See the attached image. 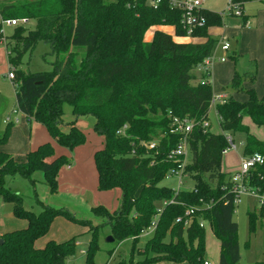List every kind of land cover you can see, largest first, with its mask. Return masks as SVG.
<instances>
[{
  "label": "trees",
  "instance_id": "obj_1",
  "mask_svg": "<svg viewBox=\"0 0 264 264\" xmlns=\"http://www.w3.org/2000/svg\"><path fill=\"white\" fill-rule=\"evenodd\" d=\"M243 7L247 0H233ZM205 24L187 35L180 24L181 12L162 0L157 7L148 0H7L0 7V19L25 17L32 28L15 26L4 37L9 69H13L15 109L29 121L45 128L53 143L30 149L22 162L0 151V195L12 205L13 214L26 220L22 229L0 236V264H65L72 255L75 239L49 240L36 248L56 216H64L91 233L86 264H93L100 226L109 227L113 242L131 241L127 259L114 264H152L160 261L204 264V230L208 223L219 242L217 264H239L238 226L233 220L235 205L229 192V175L221 169L226 135H244L243 156L259 153L263 163L247 174L250 186L264 190V139H257L243 118L248 117L264 132V97L253 88L255 72H234L230 88L246 96L245 101L228 97L217 103L219 133L203 130L208 120L213 89L208 72L202 68L211 58L219 40L209 35L211 27L223 25L220 13L202 9ZM243 21L246 20L243 14ZM159 27H170L172 33ZM153 29L151 39L145 34ZM184 38L202 39L203 41ZM39 42L49 45L54 60L47 71L27 72L19 68L26 54ZM198 71L199 72L198 74ZM247 83L249 87L244 84ZM72 119L64 122L63 105ZM91 116L94 132L102 146L92 156L98 191L118 189L116 209L103 205L90 209L103 219L93 225L77 219L63 207L38 199L33 173L40 172L50 194L57 193L61 169L70 164L66 153L56 154L55 145L73 149L86 143L79 119ZM174 117L194 121L187 138L191 160L182 175L193 179L189 190L160 185L170 169L179 164L167 159L180 135L169 132ZM63 125L69 126L63 130ZM13 123H6L0 145L7 142ZM154 143L152 148L148 145ZM20 176L33 187L35 213L24 208L23 197L7 187V179ZM173 201L157 209L163 202ZM193 208L190 223L184 225L185 211ZM258 215L264 218V209ZM181 217V222L176 218ZM255 212H248L253 230ZM154 224L152 236L137 248L139 236ZM114 250L108 252L112 256ZM141 257L135 260V256ZM107 264V263H106ZM254 264H264L255 261Z\"/></svg>",
  "mask_w": 264,
  "mask_h": 264
},
{
  "label": "rangeland",
  "instance_id": "obj_2",
  "mask_svg": "<svg viewBox=\"0 0 264 264\" xmlns=\"http://www.w3.org/2000/svg\"><path fill=\"white\" fill-rule=\"evenodd\" d=\"M201 6L209 11H214L220 13L222 16L223 27L225 31V42L229 45L228 57H225L226 61H230L235 64L238 73H243L245 71L255 72V90L259 97H264V29L263 25L258 24L257 19L264 21V0H247L243 5V10L251 21L252 25L249 27L246 37L243 38L241 35L244 31L243 18L242 16L229 15L226 10L227 0H200ZM259 22V21H258ZM27 28H32L33 23L29 22L26 26ZM259 31L256 30L259 28ZM160 29L168 31L167 27H159ZM2 33L4 37H8L12 34L14 27L2 26ZM170 31V30H169ZM258 31V32H257ZM153 29H150L145 34V40L150 39ZM214 32H216L214 30ZM224 36V37H225ZM219 40L216 50L213 55V60L220 57L221 44L223 40L221 37L215 36ZM54 60V56L51 54L50 47L44 42H39L31 53L24 56L22 64L19 66L20 69L27 72H38L47 71L51 69V63ZM224 60V61H225ZM9 71L7 55L5 51L4 43H0V135L5 130V124L2 122L8 115H13L14 102H15V88L16 85L13 84L8 78L7 73ZM223 85V86H221ZM220 87L219 89L230 91V84L223 83L219 86L212 85L213 90ZM234 93V92H233ZM240 94V93H238ZM20 115V114H18ZM71 109L68 105H63V119L64 122H68L72 119ZM78 126L85 132L87 136V144L85 147L78 149L77 151V162L71 161V166H77L78 162L83 161L85 154L89 149H99L97 138L99 137L92 128V117L87 116L86 119H79ZM246 125L250 127V132L260 140V135H263V129L261 127L253 124L248 117L243 118ZM209 123L210 131L212 133H219L220 129L217 124V118L215 117L213 111L209 113ZM10 129L9 137L11 136ZM8 137V139H9ZM262 138V139H263ZM261 139V140H262ZM8 141V140H7ZM233 142L236 146L235 150H230L226 154L222 155L221 169L227 171L229 174L236 172L240 167V158L243 156L244 149V135L236 134L233 136ZM8 142L3 144L1 147L7 145ZM98 144V145H96ZM61 147L56 146L57 150H61ZM94 149V150H95ZM85 153V154H84ZM191 160V153L188 152L186 157V162ZM92 163V161H91ZM88 162H82L80 168L84 169L86 174V182L89 184V178L96 180V174L92 169V165ZM94 174V175H93ZM35 180V192L39 200L44 190L47 187L43 183L42 174L40 172H35L32 175ZM64 181V180H63ZM180 181L181 184H178ZM64 183V182H63ZM160 185L171 187L174 190H189L192 189L194 181L187 175L179 174L178 176L167 177ZM73 186V185H72ZM7 187L12 191H18V193L23 197L24 208L31 210L35 213L40 211V207L34 201L33 197V187L30 185L29 181L20 177L15 176L12 180L7 179ZM82 188V186H81ZM88 190V188H85ZM58 199L63 201L60 204L64 205L72 215L77 219L90 220L93 225L101 224L103 219L93 216L87 206L81 202L73 200L71 197L62 191H59ZM101 199L105 206L110 211L116 209L120 202V196L116 199V194H120L118 189L111 190L110 193H101ZM89 197V194H86ZM48 196V195H47ZM45 197V201H50V197ZM87 197V199H88ZM261 207L256 201V199L251 195H242L239 203L236 205L233 213V220L238 226L237 238L240 250V260L239 264H254L255 261H264V218H261L258 213ZM248 212H255L257 217L254 220L253 230L249 229V219ZM27 222L25 219L16 217L13 214L12 205L6 203L2 196L0 195V236L8 231L16 230L19 228L26 227ZM204 261L209 264H217L218 254H219V242L218 239L213 235L210 227L205 226L204 230ZM152 229H148L146 232L139 236L136 243L137 248H142L145 242L152 236ZM109 237V227L102 225L98 229L97 233V249L92 256L93 264H114L122 259H127L129 255V249L131 246L130 240H125L121 243L108 242L106 239ZM70 238L75 239L74 252L67 259L65 264H86V251L88 243L91 239V233L87 227H84L74 221L67 219L64 216H56L49 227V230L35 241L36 248H42L49 241L53 240L56 242H62ZM114 250L111 257H109L108 252ZM138 255L135 256V260L140 259ZM169 263L164 264H175L174 262L166 261ZM176 264H189L188 262H180Z\"/></svg>",
  "mask_w": 264,
  "mask_h": 264
},
{
  "label": "crops",
  "instance_id": "obj_3",
  "mask_svg": "<svg viewBox=\"0 0 264 264\" xmlns=\"http://www.w3.org/2000/svg\"><path fill=\"white\" fill-rule=\"evenodd\" d=\"M7 0H0V7L2 4L6 3ZM203 6V5H202ZM201 6V7H202ZM202 9L207 10L206 8L202 7ZM242 14L245 17L244 20H246L245 22L243 21V25L242 27L244 28V31L242 32L243 34L241 35V37L244 38L246 37L249 27L252 25L251 21L248 19V16L245 14V11L242 9ZM259 21V22H258ZM258 24H261L264 26V21H260L257 19L256 21ZM223 25L221 27H211L208 30L209 35L215 37H221V40H225V38L227 39V37L225 36V31L224 28H222ZM169 30L167 32L172 33V28L167 27ZM260 27L257 28L256 30L259 31ZM264 29V27H263ZM214 30L216 32H214ZM166 31V30H165ZM257 31V32H258ZM225 36V37H224ZM151 39V36H150ZM148 39V40H150ZM188 40H195V41H203L202 39H190V38H184L182 39V41H188ZM0 43H5L0 41ZM5 46V45H4ZM6 51V48H5ZM228 51H229V45H228V49L226 51H223L221 49L220 52V57H218L216 60H213L212 63L209 65L208 67V80L212 85L215 86H219L220 84L223 83H228L230 84V80L234 74L236 70V66L234 63L230 62V61H220L219 59L223 56L228 57ZM6 55H7V51H6ZM214 55V54H213ZM201 71H198V74ZM246 87H249V85L247 83L244 84ZM223 86V85H221ZM220 87L216 88V90H213V95H220L222 96L224 99H227L228 97H233L234 99L238 100V101H245L246 100V96L244 94H238L236 92H234L233 90L230 91H226L224 89L220 90ZM253 88L255 89V86L253 85ZM213 89V88H212ZM256 91V90H255ZM234 92V93H233ZM259 97V96H258ZM15 108V107H14ZM213 111L215 117L216 116V112L214 111V109H211L210 112ZM209 112V113H210ZM20 114V115H18ZM10 116V115H8ZM15 118H17L18 122L17 123H13V128L11 130V136L8 139V143L6 146L1 147L2 145H0V151H4L10 155H12L17 161L22 162L25 159V155L26 153L30 150V149H34L36 148L38 145L44 143V142H51L53 143V139L49 136V134L47 133V131L45 130V128L43 127V125L35 122V121H29L27 120L24 115H22L20 112H18L16 115H14ZM83 119V118H82ZM208 120H209V115H208ZM80 120L77 121V127L78 126V122ZM251 121V120H250ZM2 122L6 125V123L4 122V119L2 120ZM244 122V120H243ZM244 124H246L244 122ZM249 131H250V127L247 124ZM63 130H67L69 128V126L67 125H63L61 127ZM80 128V127H79ZM81 129V128H80ZM264 135V132H263ZM87 137V136H86ZM260 140L263 138L262 134L260 135ZM264 139V138H263ZM262 139V140H263ZM98 144L99 146L97 148H100L102 146V138L98 137L97 138ZM88 142L86 141V143L82 146H79L75 149H73L72 152H68L66 149L62 148L61 150H57V154H61V153H66L69 155L70 157V163L71 161L73 162H77V151H79L78 149H81L82 147H85V145ZM96 144V145H98ZM56 146L55 145V151H56ZM58 147V146H57ZM96 147H94L93 149H89L87 152V156L85 154V157L83 159V161H80V163L78 162L77 166H71L70 164L63 167L59 173V177H58V190L57 193L55 194H50L49 191L44 190L43 194L41 196V201H45V197H50L48 201V203L43 202L44 204L53 206V207H65L64 205H61L60 203L63 201H59V197H58V193H60L59 191H62L64 193H66L68 195V197H71L73 200H78L81 201L85 207L87 206V208L90 209L93 206L96 205H101L104 204L102 199L100 198L101 191H98L96 188L97 185V175H96V180L92 179V174H91V178H89V184L86 182V174L84 172V169L80 168V164H82V162H88L89 163V167H90V163L92 161V156ZM95 149V150H94ZM243 157V156H242ZM241 157V158H242ZM240 158V159H241ZM91 167L93 169V171L96 174L94 165H93V161L91 163ZM223 171V170H222ZM225 173H228L227 171H223ZM94 175V174H93ZM228 175H231V173ZM10 180H12L13 178H9ZM64 180V181H63ZM64 182V183H63ZM73 185V186H72ZM82 186V188H81ZM35 188V187H34ZM85 188H88V190H86ZM18 192V191H15ZM111 191H107L105 193H110ZM89 194V197L86 195ZM116 199L120 196L121 197V193L120 194H116ZM88 197V199H87ZM91 213V212H90ZM205 226H208V223H205ZM22 229V228H19ZM206 262V261H205ZM218 262V261H217ZM164 263H169L166 261H160V262H156V263H152V264H164ZM176 264V263H175ZM207 264H209L207 262Z\"/></svg>",
  "mask_w": 264,
  "mask_h": 264
},
{
  "label": "built area",
  "instance_id": "obj_4",
  "mask_svg": "<svg viewBox=\"0 0 264 264\" xmlns=\"http://www.w3.org/2000/svg\"><path fill=\"white\" fill-rule=\"evenodd\" d=\"M162 0H148V4L152 7H157V5ZM169 6L171 8L177 9L181 12V18H180V24L182 28L185 30L186 34L189 36L193 32V30L197 27H200L205 24V19L201 15V1L200 0H168ZM242 9L239 5V3L234 2L233 0H227L226 3V10L229 15H235V16H241L242 15ZM30 20L21 17V18H10V19H0V41L5 42L3 33H2V26H9V27H15V26H26L29 24ZM221 49L223 51H226L228 49L227 42L223 41L221 44ZM220 61L225 60V56L221 57L219 59ZM213 61V56L211 58H208L204 61V65L202 66L203 70L207 72L209 65ZM7 78L13 82L14 74L13 69H9L7 73ZM14 84V83H13ZM224 98L220 95L212 96L211 99V108L214 109L215 104L217 103H223ZM13 115L7 116L4 119L5 123H17L18 120L15 118L14 115L18 113L17 109L13 110ZM194 125V121L188 118H177L174 117L171 122V127L169 132L172 134H179L180 139L178 144L174 149H172L167 159L171 160L173 162H177L179 164L178 169H170L167 173V177L172 176H178L179 174H182L183 166L186 164V157L188 154V147H187V138L189 133L191 132ZM201 127L203 130H210V123L209 120H204L201 122ZM227 140V146L222 150V155L226 154L230 150H235L236 146L233 142V139L226 135ZM154 146V143H150L148 145L149 148H152ZM263 163V157L259 153H253L250 156H243L240 159V167L239 169L229 175V186L228 190L233 195V204L236 206L242 195H251L253 196L260 207L264 209V190H260L259 188L252 187L247 182V174L248 172L255 166L261 165ZM178 184H181L180 181H178ZM178 190V189H177ZM173 201L169 202H163L162 205L157 209V215L161 212L162 206L166 205L167 203H172ZM194 209L190 208L187 211H185L184 216L186 217L184 219V225H188L190 223V216L193 213ZM182 218L177 217L176 222H181ZM154 222L152 223V226L150 229L153 230L154 228ZM200 226H205V222L201 221ZM204 264H207L205 262Z\"/></svg>",
  "mask_w": 264,
  "mask_h": 264
},
{
  "label": "water",
  "instance_id": "obj_5",
  "mask_svg": "<svg viewBox=\"0 0 264 264\" xmlns=\"http://www.w3.org/2000/svg\"><path fill=\"white\" fill-rule=\"evenodd\" d=\"M106 241H108V242H113V238L111 237V236H109L107 239H106ZM2 242V240L0 239V243Z\"/></svg>",
  "mask_w": 264,
  "mask_h": 264
}]
</instances>
